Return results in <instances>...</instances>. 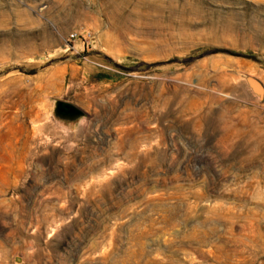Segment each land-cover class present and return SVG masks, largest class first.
<instances>
[{
	"label": "rangeland",
	"instance_id": "1",
	"mask_svg": "<svg viewBox=\"0 0 264 264\" xmlns=\"http://www.w3.org/2000/svg\"><path fill=\"white\" fill-rule=\"evenodd\" d=\"M253 80L264 0H0V264H264Z\"/></svg>",
	"mask_w": 264,
	"mask_h": 264
},
{
	"label": "water",
	"instance_id": "2",
	"mask_svg": "<svg viewBox=\"0 0 264 264\" xmlns=\"http://www.w3.org/2000/svg\"><path fill=\"white\" fill-rule=\"evenodd\" d=\"M253 86H254V88H255L257 93H259L261 95L264 94V89H263V87L260 85V83L258 81L253 80ZM59 108H60L61 111H66V112H71V111L75 112V111H77L73 106L62 104V103L59 105Z\"/></svg>",
	"mask_w": 264,
	"mask_h": 264
},
{
	"label": "built area",
	"instance_id": "3",
	"mask_svg": "<svg viewBox=\"0 0 264 264\" xmlns=\"http://www.w3.org/2000/svg\"><path fill=\"white\" fill-rule=\"evenodd\" d=\"M75 36H72V38H74Z\"/></svg>",
	"mask_w": 264,
	"mask_h": 264
}]
</instances>
